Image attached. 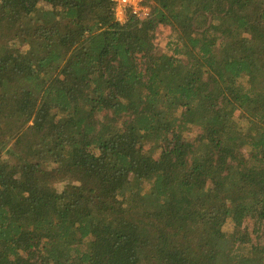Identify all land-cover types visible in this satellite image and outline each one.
<instances>
[{"label":"trees","instance_id":"16d2710c","mask_svg":"<svg viewBox=\"0 0 264 264\" xmlns=\"http://www.w3.org/2000/svg\"><path fill=\"white\" fill-rule=\"evenodd\" d=\"M152 1L0 0V264H264V0Z\"/></svg>","mask_w":264,"mask_h":264},{"label":"built area","instance_id":"2783aa9c","mask_svg":"<svg viewBox=\"0 0 264 264\" xmlns=\"http://www.w3.org/2000/svg\"><path fill=\"white\" fill-rule=\"evenodd\" d=\"M113 4L115 18L125 23L129 18L139 21L150 18L153 12L152 0H110Z\"/></svg>","mask_w":264,"mask_h":264},{"label":"rangeland","instance_id":"374dc122","mask_svg":"<svg viewBox=\"0 0 264 264\" xmlns=\"http://www.w3.org/2000/svg\"><path fill=\"white\" fill-rule=\"evenodd\" d=\"M175 38V33L173 32V29L171 26L168 25H159L156 30V38H155V44L159 48V50L167 51L170 48V45L168 42ZM243 153H247L243 150ZM249 225H253V221H249Z\"/></svg>","mask_w":264,"mask_h":264}]
</instances>
